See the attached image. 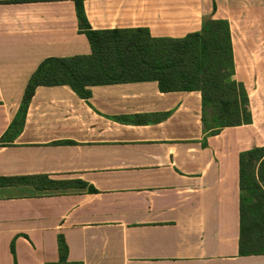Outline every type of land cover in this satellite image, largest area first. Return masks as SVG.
<instances>
[{
    "label": "crops",
    "instance_id": "1",
    "mask_svg": "<svg viewBox=\"0 0 264 264\" xmlns=\"http://www.w3.org/2000/svg\"><path fill=\"white\" fill-rule=\"evenodd\" d=\"M82 6L92 30L145 28L154 38L227 20L251 123L211 135L200 92L162 93L155 81L91 86L87 100L68 86H38L21 122L40 62L90 46L74 0H0V179L87 185L0 186V264H61L58 236L64 264H264V252L239 250V154L264 147V0Z\"/></svg>",
    "mask_w": 264,
    "mask_h": 264
},
{
    "label": "trees",
    "instance_id": "2",
    "mask_svg": "<svg viewBox=\"0 0 264 264\" xmlns=\"http://www.w3.org/2000/svg\"><path fill=\"white\" fill-rule=\"evenodd\" d=\"M82 2L74 0L79 30L86 36L90 54L42 60L24 89L18 111L21 122L38 86H68L79 98L87 100L91 86L155 81L162 93L200 92L202 126L211 135L225 127L251 123L246 90L234 79L227 20L206 19L199 31L182 38H154L145 28L92 30ZM8 185L46 186L50 189L87 186L80 181L58 182L32 177L0 179V186ZM239 188L240 253H262L264 147L239 154ZM87 190L96 192L90 186ZM57 243L60 263L64 264L67 248L62 236H58Z\"/></svg>",
    "mask_w": 264,
    "mask_h": 264
}]
</instances>
